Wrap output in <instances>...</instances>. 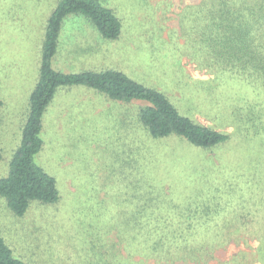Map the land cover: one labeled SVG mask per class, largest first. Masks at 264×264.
I'll return each instance as SVG.
<instances>
[{
  "label": "rangeland",
  "instance_id": "rangeland-1",
  "mask_svg": "<svg viewBox=\"0 0 264 264\" xmlns=\"http://www.w3.org/2000/svg\"><path fill=\"white\" fill-rule=\"evenodd\" d=\"M99 1L120 18V36L106 39L84 15L70 14L61 35L64 68L53 66L121 69L230 137L212 148L154 139L138 118L144 101L120 104L94 88L67 86L45 112L36 160L56 179L59 198L34 201L19 216L0 196V230L14 257L29 264H264V179L252 173L264 167V127L256 134L258 119H244L245 102H264V94L230 71L202 68L190 54L192 18L204 0ZM58 2L0 0V178L21 140ZM142 202L147 213L138 212ZM200 240L203 246L189 245Z\"/></svg>",
  "mask_w": 264,
  "mask_h": 264
},
{
  "label": "trees",
  "instance_id": "trees-1",
  "mask_svg": "<svg viewBox=\"0 0 264 264\" xmlns=\"http://www.w3.org/2000/svg\"><path fill=\"white\" fill-rule=\"evenodd\" d=\"M70 14L88 17L106 39H117L123 30L120 18L99 0H59L51 12L45 30L39 78L29 95L21 140L7 175L0 178V196L19 216L26 214L34 201L49 203L59 198L56 179L36 161L44 144V115L59 87L85 85L112 100L144 101L138 118L154 139L177 136L194 147L212 148L225 143L230 137L225 131L181 114L163 91L136 80L132 74L121 69L80 73L56 69L53 60L58 51L60 32ZM192 20L195 25L191 34L196 33V37L189 42L190 54L197 56L202 68L230 71L244 83L245 89L254 94H264V0H204ZM249 100L245 102L248 115L244 119L246 123L248 116L251 120L258 119L260 124L256 134H260L264 130H260L264 127V102L256 97ZM2 155L0 147V160ZM252 167V173L264 179V167ZM144 199L152 201L154 197ZM149 205L142 202L139 207L146 209ZM205 241H194L189 245L203 246ZM0 264H29L14 257L1 230Z\"/></svg>",
  "mask_w": 264,
  "mask_h": 264
},
{
  "label": "crops",
  "instance_id": "crops-1",
  "mask_svg": "<svg viewBox=\"0 0 264 264\" xmlns=\"http://www.w3.org/2000/svg\"><path fill=\"white\" fill-rule=\"evenodd\" d=\"M54 9V8H53ZM53 11V10H52ZM51 14V13H50ZM50 16V15H49ZM85 16V15H84ZM86 17V16H85ZM49 18V17H48ZM48 18H47V20H48ZM87 19H88V21L96 28V26L92 23V21L88 18V17H86ZM65 22V21H64ZM64 22H63V25H64ZM97 29V28H96ZM95 29V30H96ZM45 30H46V28H45ZM62 30H63V26H62V29H61V32H60V37H59V46H58V51H57V53H56V56L54 57V60H56L57 61V65H58V67H61V68H64V67H62L61 65H60V62L63 60V58H67V57H65V55H63V52L65 51V49H66V46L64 45V42H63V40H61V35H62ZM98 30V29H97ZM97 33L98 34H100V32H98L97 31ZM101 35V34H100ZM102 37V36H101ZM44 38H45V34H44ZM44 44V43H43ZM42 51H43V48H42ZM41 58H42V52H41ZM40 62H41V59H40ZM55 67V66H54ZM39 68H40V66L38 67V69L36 70V74H37V77H36V82L38 81V78H39ZM57 69V68H56ZM104 69H107L106 67H97V68H95V69H84V70H82V71H78V72H75V70H73V72H68V71H63V70H60V71H63V72H66V73H80V72H83V71H86V70H104ZM113 69H116V68H113ZM59 70V69H58ZM36 84V83H35ZM67 86H62V87H59L58 89H57V91H56V93H55V96L58 94V93H61V92H63V93H65L66 92V90L68 89V88H66ZM55 96H54V99H53V101L51 102V104H53L54 102H55ZM59 96V95H58ZM110 99V98H109ZM118 103H120V104H129V105H133V104H135V105H138V107H139V103L138 102H136V103H134L133 101H131V102H126V101H118V100H116ZM50 104V105H51ZM49 105V106H50ZM49 106H48V109H49ZM46 111H48L47 109H46ZM128 202H136L137 203V205H138V202H139V200L138 199H129L128 200ZM131 204H133V203H131ZM138 212H140L141 214L142 213H147L148 212V210L147 209H138Z\"/></svg>",
  "mask_w": 264,
  "mask_h": 264
}]
</instances>
